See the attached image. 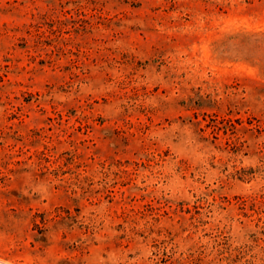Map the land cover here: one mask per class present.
Listing matches in <instances>:
<instances>
[{
    "label": "rangeland",
    "instance_id": "374dc122",
    "mask_svg": "<svg viewBox=\"0 0 264 264\" xmlns=\"http://www.w3.org/2000/svg\"><path fill=\"white\" fill-rule=\"evenodd\" d=\"M0 264H264V0H0Z\"/></svg>",
    "mask_w": 264,
    "mask_h": 264
}]
</instances>
